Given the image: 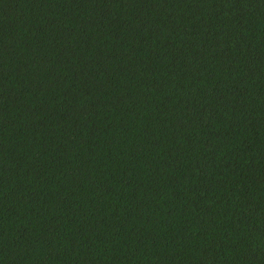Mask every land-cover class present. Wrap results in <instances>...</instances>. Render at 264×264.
I'll list each match as a JSON object with an SVG mask.
<instances>
[{
  "label": "trees",
  "instance_id": "obj_1",
  "mask_svg": "<svg viewBox=\"0 0 264 264\" xmlns=\"http://www.w3.org/2000/svg\"><path fill=\"white\" fill-rule=\"evenodd\" d=\"M0 264H264V0H0Z\"/></svg>",
  "mask_w": 264,
  "mask_h": 264
}]
</instances>
